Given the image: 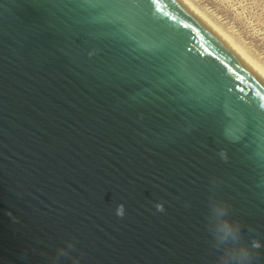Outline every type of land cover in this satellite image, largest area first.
<instances>
[{"label": "water", "instance_id": "95a60500", "mask_svg": "<svg viewBox=\"0 0 264 264\" xmlns=\"http://www.w3.org/2000/svg\"><path fill=\"white\" fill-rule=\"evenodd\" d=\"M0 264H264V81L181 0H0Z\"/></svg>", "mask_w": 264, "mask_h": 264}, {"label": "rangeland", "instance_id": "374dc122", "mask_svg": "<svg viewBox=\"0 0 264 264\" xmlns=\"http://www.w3.org/2000/svg\"><path fill=\"white\" fill-rule=\"evenodd\" d=\"M184 1L264 73V0Z\"/></svg>", "mask_w": 264, "mask_h": 264}, {"label": "bare ground", "instance_id": "6f19581e", "mask_svg": "<svg viewBox=\"0 0 264 264\" xmlns=\"http://www.w3.org/2000/svg\"><path fill=\"white\" fill-rule=\"evenodd\" d=\"M184 4H186L210 29H212L263 81H264V73L250 61L240 50H238L227 38L226 35L223 36L220 32L217 31V28L208 24L205 19H203L200 15L195 12L190 5H188L184 0H181ZM204 17V16H203ZM236 44V43H235ZM249 57V56H248ZM254 61V60H253Z\"/></svg>", "mask_w": 264, "mask_h": 264}, {"label": "clouds", "instance_id": "9594fccd", "mask_svg": "<svg viewBox=\"0 0 264 264\" xmlns=\"http://www.w3.org/2000/svg\"><path fill=\"white\" fill-rule=\"evenodd\" d=\"M122 211H123V209L121 208V209L119 210V212L122 214ZM215 211H216V213H217L218 216H222V215H223V212H224V210H223L222 207H217V208L215 209ZM217 231H218L219 233H221V235H222L223 237H227V236H229V235H234L236 229H235V228L233 227V225H231L228 221H226V220H221V221L219 222V224L217 225Z\"/></svg>", "mask_w": 264, "mask_h": 264}]
</instances>
